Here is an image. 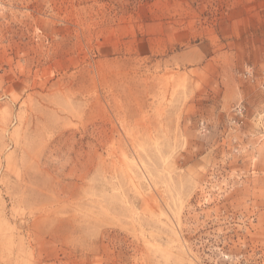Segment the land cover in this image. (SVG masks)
Instances as JSON below:
<instances>
[{
    "label": "rangeland",
    "instance_id": "1",
    "mask_svg": "<svg viewBox=\"0 0 264 264\" xmlns=\"http://www.w3.org/2000/svg\"><path fill=\"white\" fill-rule=\"evenodd\" d=\"M0 264H264V0H0Z\"/></svg>",
    "mask_w": 264,
    "mask_h": 264
}]
</instances>
